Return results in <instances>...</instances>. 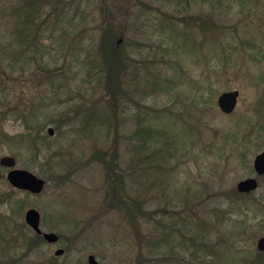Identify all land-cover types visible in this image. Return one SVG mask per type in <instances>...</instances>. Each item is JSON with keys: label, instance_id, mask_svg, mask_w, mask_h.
Here are the masks:
<instances>
[{"label": "rangeland", "instance_id": "rangeland-1", "mask_svg": "<svg viewBox=\"0 0 264 264\" xmlns=\"http://www.w3.org/2000/svg\"><path fill=\"white\" fill-rule=\"evenodd\" d=\"M128 1L44 0L66 9L59 28L49 17L41 48L14 47L22 63L29 57L20 69L7 64L10 50L0 51V100L36 109L42 125L31 147L21 139L23 121L0 114V158L45 182L29 195L1 169L0 264H87L90 255L99 264H264L256 248L264 236V175L253 170L264 146V0ZM9 30L1 16L0 43H12ZM116 44L131 60L114 108L105 62ZM233 90L236 109L224 115L217 98ZM145 113L157 117L149 128L170 144L160 169H152L156 158L139 161L164 147L157 137L151 148L137 146L133 132L138 123L148 127ZM111 158L130 219L108 201ZM251 177L258 189L237 192ZM134 201L145 213L131 208ZM28 209L58 244L33 241ZM157 237L164 240L153 248ZM201 242L207 249L198 252ZM57 249L63 256H53Z\"/></svg>", "mask_w": 264, "mask_h": 264}, {"label": "trees", "instance_id": "trees-1", "mask_svg": "<svg viewBox=\"0 0 264 264\" xmlns=\"http://www.w3.org/2000/svg\"><path fill=\"white\" fill-rule=\"evenodd\" d=\"M6 0H0V17L4 16L5 19H7V22L10 23V27L12 28V30H9L8 32L10 33V37L11 40L10 44L8 45H4L2 43H0V51L3 52L4 56L6 57V50H10V54L8 56V58L6 57V59H9L8 61V65L12 67H14L15 65H17V67L20 69L21 67H24L25 64H27V60L29 59V57H24L23 58V63L21 62L22 58H21V47L26 48V49H31V48H41V41H39V37L38 35L41 33V29L46 27V25L49 23L48 22V18L50 17L52 19V21L50 22L49 25H51V27H55V28H59L58 25L62 22V20L65 18H67V13H66V9L63 8L62 10H58L57 6H51L48 7L46 6V4L44 3V0H7L8 3H5ZM125 2L129 3L128 0H125ZM124 3V1L122 2ZM118 5L119 7L121 6V4ZM125 6V5H124ZM49 9V10H48ZM118 11V10H117ZM114 17V15L112 16V18ZM111 18V19H112ZM115 18V17H114ZM12 25V26H11ZM17 48H21L19 49H14V47ZM114 51L111 52L109 59L107 60V62H105L108 66L107 71H106V75H107V79H108V87L110 89L113 88V92L115 91V93L117 94V98L114 99L113 101V105L114 108H116L121 101V84L124 82L123 79L125 78L124 75V67L123 64L126 62H130V58L129 55L122 53L119 50V46L116 44L114 49ZM11 62V63H10ZM24 64V66H23ZM115 64V66L113 65ZM116 67V68H115ZM117 70V71H116ZM53 72H51L52 74ZM136 73V72H135ZM134 73V74H135ZM91 74V73H89ZM53 77H56V75L53 73L52 74ZM113 76L114 78H116L115 80L111 78V76ZM138 75V74H137ZM137 75H134V78L132 79V81L137 80ZM119 82V83H118ZM3 84V82L0 81V85ZM51 85L54 86V84L51 82ZM63 86H59L57 91L62 92V90H60V88ZM150 87L154 90L157 85L155 83H151ZM138 93L139 90L138 88L136 89V86L134 87L132 92ZM134 92V93H135ZM2 93V91L0 92V94ZM133 93V94H134ZM135 93V94H136ZM129 93H127V97H128ZM124 97V96H123ZM32 101V102H31ZM31 107L34 106V100H31ZM140 103V102H139ZM138 103V104H139ZM9 104H7L5 106V104L2 103V101L0 100V114L1 115H9L11 117H16V119H20L21 121H23L24 123V127L27 130V134L23 135V138H21L22 140H25L28 144H31L30 146L32 147V145H35L36 143H38L39 137L35 136L36 134H34L35 131H40L42 128L41 123L38 124V111L35 110H29L28 112L22 111L19 106L15 107L14 106H8ZM4 109H7V111H3ZM3 112V113H2ZM137 116V118H139V114L135 115V117ZM148 117V122H146L148 127H143L142 125L140 126V124H137L136 129L133 132V136L137 141V146L139 145L140 149H142L143 151L146 150L147 148H151V143L153 144L155 142L156 137L158 139H161L162 141V145L165 147L164 151L162 153V148L159 147V149H153V150H149V154H146V151L144 152L146 155L143 156L139 161L145 162L148 161L147 159H151V160H156L158 159V164L154 163L155 166L152 169H160L161 167V160L163 161L165 156L168 155L166 151V148L168 147V141H167V136H164V132H161V136H157V134H159V132L155 129H150L149 128V121L151 122V120H154L155 118H157L155 115H151V114H146L145 113V118ZM109 118V117H108ZM114 119V117H112ZM175 118V117H172ZM35 121H34V120ZM147 119V118H146ZM178 119L179 118H175ZM109 121V120H108ZM138 121H141V119H138ZM142 122V121H141ZM151 127V126H150ZM191 130V128H190ZM192 132V130H191ZM159 134V135H160ZM166 135V134H165ZM166 145V146H165ZM160 155V156H159ZM114 156H112L113 158ZM112 158L110 159L107 169H106V173H111L109 178L110 180L113 177V180L110 183V191L109 192V196H108V201L110 200V203H112L113 205L117 206L119 205L122 208H118V210L121 211H125L126 212V216L130 218H132V214L130 212V209H128V207L124 204V198L121 197V195L123 194L124 191L123 187L121 185V177L118 176V174H115V172H120V170H118L115 161L112 160ZM156 158V159H155ZM136 162V164H138V162ZM137 168V166L131 168V170H135ZM127 199V198H126ZM137 200V199H136ZM109 204V203H108ZM132 206L131 208H134L135 210H140V212H144V210L141 209L140 206V202H132ZM128 206H131V203L127 204ZM134 210V211H135ZM145 213V212H144ZM244 223L245 221L242 220L239 222L238 224V229L243 233L246 232V228L244 227ZM233 233H231L232 235ZM33 237L36 240L33 241H37L38 243L39 241L41 242H45L41 237H38L36 235H33ZM163 237H166V235H163ZM162 237V240H164V238ZM168 237H166L167 239ZM162 240L158 239V237L155 239V241H151V246H160L161 243L163 242ZM37 243V242H36ZM153 247V248H156ZM198 250V252L202 251L203 249H207L206 246L204 244H202V242L198 245V247L196 248ZM216 250H214V254L216 255Z\"/></svg>", "mask_w": 264, "mask_h": 264}, {"label": "water", "instance_id": "water-1", "mask_svg": "<svg viewBox=\"0 0 264 264\" xmlns=\"http://www.w3.org/2000/svg\"><path fill=\"white\" fill-rule=\"evenodd\" d=\"M120 43V41H118ZM117 43V44H118ZM239 92L233 90L230 92L221 93L217 98V107L220 113L229 115L234 112L237 106ZM47 133L52 135V129H48ZM1 169H10L5 178L10 186L19 191L28 192L29 195H38L43 189L45 182L30 171L15 168V159L12 157L3 156L0 158V179L2 177ZM253 170L256 177L264 175V146L262 152L255 156L253 161ZM258 189V180L255 177L241 180L236 185V190L242 194H250ZM40 214L35 209H29L24 214L25 224L37 235L43 236V239L48 244H54L58 241V236L55 233L42 232L40 229ZM256 248L259 252H264V236L260 237L256 242ZM64 251L57 249L54 252L55 257L63 256ZM87 264H99L92 255L87 257Z\"/></svg>", "mask_w": 264, "mask_h": 264}, {"label": "flooded vegetation", "instance_id": "flooded-vegetation-1", "mask_svg": "<svg viewBox=\"0 0 264 264\" xmlns=\"http://www.w3.org/2000/svg\"><path fill=\"white\" fill-rule=\"evenodd\" d=\"M28 227V226H27ZM29 228V227H28ZM30 229V228H29ZM41 229V228H40ZM31 230V229H30ZM32 231V230H31ZM41 231H42V229H41ZM33 232V231H32ZM42 232H44V231H42ZM46 233H49V232H46ZM33 234L34 235H36V236H38V237H41L42 239H43V236H41V235H37V234H35L34 232H33ZM58 242H59V240L56 242V243H54L53 245H56V244H58ZM52 245V244H51ZM63 250V249H62ZM260 255L262 256V258H264V252H260Z\"/></svg>", "mask_w": 264, "mask_h": 264}]
</instances>
